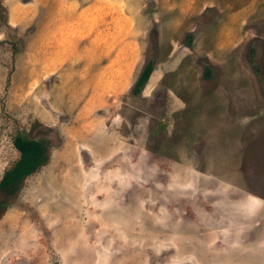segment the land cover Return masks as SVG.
Returning a JSON list of instances; mask_svg holds the SVG:
<instances>
[{
  "label": "rangeland",
  "instance_id": "obj_1",
  "mask_svg": "<svg viewBox=\"0 0 264 264\" xmlns=\"http://www.w3.org/2000/svg\"><path fill=\"white\" fill-rule=\"evenodd\" d=\"M17 134L0 264H264V0H0Z\"/></svg>",
  "mask_w": 264,
  "mask_h": 264
},
{
  "label": "trees",
  "instance_id": "obj_2",
  "mask_svg": "<svg viewBox=\"0 0 264 264\" xmlns=\"http://www.w3.org/2000/svg\"><path fill=\"white\" fill-rule=\"evenodd\" d=\"M151 66H147L138 81L142 83L147 79ZM13 143L19 151V158L15 165L7 170L0 180V187L10 188L20 182L24 177L34 173L46 161V147L42 141L32 138H24L17 134Z\"/></svg>",
  "mask_w": 264,
  "mask_h": 264
},
{
  "label": "crops",
  "instance_id": "obj_3",
  "mask_svg": "<svg viewBox=\"0 0 264 264\" xmlns=\"http://www.w3.org/2000/svg\"><path fill=\"white\" fill-rule=\"evenodd\" d=\"M231 6L235 7L233 4H231ZM234 11H236V7H235Z\"/></svg>",
  "mask_w": 264,
  "mask_h": 264
}]
</instances>
